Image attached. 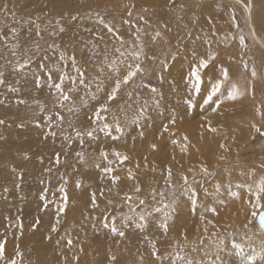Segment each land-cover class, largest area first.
Wrapping results in <instances>:
<instances>
[{
  "label": "rangeland",
  "instance_id": "1",
  "mask_svg": "<svg viewBox=\"0 0 264 264\" xmlns=\"http://www.w3.org/2000/svg\"><path fill=\"white\" fill-rule=\"evenodd\" d=\"M247 3L248 0H0V120L4 121L0 124V242L5 243L0 264L11 260L16 264H102V259H109V264H172L178 230L183 235L184 229L192 232L191 239L203 243L204 251L207 246L217 250L211 258L218 256L217 264H240L232 248L233 239L243 244L245 253L252 248L260 250L264 233L258 216L264 214V193L257 205V188L264 177V137L251 125L264 130V0H251L250 19ZM73 16L77 18L73 20ZM100 19L113 31L99 23ZM241 35L246 47L239 42ZM210 52L216 59L209 65L220 64L217 59L220 60L235 73L227 69L229 82L243 79L239 85L248 84L252 90L243 85L241 90H247L243 96L225 100L214 113L213 104L205 105L202 114L195 111L193 124L202 126L203 120L213 121L211 126L217 132L190 135L191 129L184 125L189 109L181 112L183 98L191 96L195 107L202 106L198 104L210 90V78L213 82L220 78L217 69L213 74L209 66L200 69L202 83L197 94L192 69ZM133 53H139V59ZM137 64L142 71L128 84H121L116 99L109 101L116 82ZM253 67L255 79L251 76ZM77 69L84 73L83 83ZM58 83L69 100L62 101L55 87ZM222 91L227 94L225 89ZM103 106L109 109L100 113L106 121L93 124L94 114ZM238 106L244 115L230 122ZM173 116L175 124L170 122ZM117 118L124 135L113 141L99 128L107 122L113 134L119 135L114 130ZM165 125L168 131H164ZM91 128H96L97 139L84 135L81 144L76 132L83 134ZM229 128H233L234 136L221 134ZM49 131L56 136L46 137ZM140 131L144 132L143 139ZM184 136L190 143L186 153L192 159L189 156L190 160L182 163L190 166V172L175 169V150L183 154ZM174 140L180 143L174 144ZM221 143L227 151L220 148ZM152 144L159 150L153 151ZM113 148L129 156L125 165H111L117 169L111 175L120 177L115 185L101 171L109 165L100 156L103 149L110 160H115L111 157ZM77 152L83 153L85 162L80 161ZM145 157L148 167L144 166ZM97 163L100 168L95 166ZM178 163L181 162L177 160ZM221 166L225 168L219 169ZM168 167L172 169L170 181ZM202 167L211 174L205 175ZM128 168L134 180L127 178ZM184 176L188 177V187ZM77 180L81 182L79 189ZM191 181L198 183L194 198ZM137 183L139 193L135 191ZM216 185L220 186L219 192ZM208 186L214 188L213 192ZM61 187L65 193L60 192ZM230 190L239 198L232 197ZM92 193L96 194V208L91 205ZM127 195L133 196L134 205H138V199H144L146 205L130 212L124 201ZM188 196L200 200L195 203L197 207ZM211 207L216 208V215L206 211ZM156 208L160 211L156 212ZM141 211L147 217L143 230L138 227L145 223L139 219ZM166 213L170 218L165 236L158 224ZM125 216L132 219L124 221ZM57 218V231L52 232ZM113 218L117 229L125 232L123 238L111 231ZM37 219L40 223L33 231ZM105 223L109 227H104ZM145 236L149 239L145 240ZM68 240L72 241L71 247ZM221 240L223 250L217 247ZM149 241L155 243L160 260L151 254ZM201 248H197L201 251L197 257L202 256ZM256 264L261 262L257 260Z\"/></svg>",
  "mask_w": 264,
  "mask_h": 264
},
{
  "label": "snow or ice",
  "instance_id": "2",
  "mask_svg": "<svg viewBox=\"0 0 264 264\" xmlns=\"http://www.w3.org/2000/svg\"><path fill=\"white\" fill-rule=\"evenodd\" d=\"M134 7V6H133ZM245 9L246 11L249 13V19L251 18V9H252V4H251V0H248V3L245 4ZM128 15L131 16L132 13L131 11L128 12ZM77 17L76 16H73L72 19L75 20ZM140 19H144L143 17H140ZM125 23H129V21H124ZM59 23V22H57ZM99 23L103 24L105 28L108 29L109 32H112L113 29L112 27L107 24L103 19H100L99 20ZM61 32L64 30L62 27L59 29ZM139 29H137V32L139 33ZM157 36L159 35V33L156 34ZM253 35H255V32L253 31ZM137 39H139V36H137ZM239 42L241 44V46H245V37L243 35L240 36V39H239ZM119 51V50H118ZM121 56L124 55L123 52L120 53ZM133 55L136 56L137 59H139V53H133ZM61 59H64V56L63 54L61 55ZM215 59V54L213 53H209L208 54V58L207 59H201L199 61V65L198 67H194L192 69V77L194 78L195 80V89H196V92L197 94H199L200 92V87H201V83H202V79H201V74H200V69H206L208 68L209 66V63ZM73 64L75 65V60L73 59ZM22 66V65H21ZM245 67V70H247V65L245 64L244 65ZM142 69L140 67V65H136L135 66V69L134 70H131L127 73V75L123 78V80H118L115 84V87L113 88V91L110 93L108 99L109 101L111 100H114L116 99L117 97V93L120 91V87H121V84H128L136 75L137 73L141 72ZM77 72L79 73L80 75V80H81V83H83V76H84V73L81 72L79 69H77ZM251 76L253 79H255L257 77V72H256V69L255 67H253L251 69ZM229 80H230V77H229V73H228V70L227 69H224V68H221L220 69V78L219 79H216L214 82L211 80L210 78V90L208 91L206 97L204 98L203 100V105H209V104H213L214 107H212V112H216L219 108H220V105L222 103H224L225 100H228V101H235L237 99H239L241 96H243L245 94V92L247 91L246 89L245 90H241L240 87L236 84V83H230L229 84ZM3 81L0 80V83H2ZM226 87V95H225V92L222 91V88H225ZM57 91L60 93V97L62 98V101H67L70 99V97L65 94L63 92V89L61 87V84H56L55 85ZM152 91L154 92L155 89H152ZM214 97L216 98L214 100ZM109 109L106 107V106H103L101 107L100 109H97L96 113L94 114V119H93V124H96L98 123L99 121L101 120H105L106 121V117H102L100 115L101 112H108ZM143 114V110H141L140 112V115ZM189 114H191V112L189 111ZM261 118L264 119V113H261ZM60 120H63V117H59ZM137 121H133V123H136ZM172 124H175V116L172 117L171 121H170ZM4 121L3 120H0V124H3ZM203 127V125H202ZM252 129L254 130V132L258 133L260 136L264 137V130L261 129V127H258L256 124H252L251 125ZM115 133H118L119 135H114L113 134V129H112V126L109 125L107 122L103 123L102 127L99 128V131L100 132H103L105 134L106 137H111V139L113 141H116V140H119L121 138V136L124 135V129L123 127L120 125L119 123V119L117 118L115 120ZM164 131H168V127L167 125L164 126ZM208 131L210 132H217V129L212 127L211 126V121H208ZM96 132V128H91L90 130H87L85 133H81L79 131L76 132V136L81 140V144H83V136L86 135L90 140H96L97 139V136L94 134ZM47 135H51L53 137L56 136V133L54 131H49L48 133H46V137ZM203 135V134H202ZM139 136L141 139L144 138V132L143 131H140L139 133ZM64 139H69V137H64ZM184 140L187 141V137H184ZM174 144L178 143V141H173ZM151 149L153 151H158V146L156 144H152L150 145ZM220 148L224 149L225 151H227V147L225 144L221 143L220 144ZM182 151H184L185 153L187 152V146L185 145V147L182 149ZM77 157H79L80 161L83 163L85 162V158H84V155L82 152H77L76 153ZM100 156L103 158V160L107 161L108 165L107 167L103 168L102 171L106 174H108L111 178V181L113 183V185H115L119 180H120V177L119 176H112L111 174L116 171L117 169L113 168L111 165L118 162L119 165H125V163L129 160V156L125 153H122L120 151H117L115 148L112 149V156L115 158V160H110L109 159V153L107 151H104L103 149L100 151ZM145 159V167H148V164H147V157L144 158ZM173 160H175V157H173ZM56 163L59 164L60 163V157H59V154L56 155ZM97 168H100V164L97 163L95 165ZM136 167L139 168L140 167V164L137 163L136 164ZM262 167H264V165H262ZM155 170V168H153V171ZM50 171V169H49ZM167 181H170L171 180V177H172V169L171 167H168L167 168ZM191 171V169H190ZM201 171L205 174V175H210L211 173L208 172V169L206 167H202L201 168ZM129 180H134L135 179V175L132 171L131 168H128V177H127ZM183 180H184V183L185 185H187L188 183V177L187 176H184L183 177ZM166 181V182H167ZM65 183H67V181H65ZM237 187H241V185H237ZM76 188L79 189L81 188V182L79 180H77L76 182ZM219 188L220 186L219 185H216V190L217 192H219ZM60 192L62 193H65L66 190L64 187H61L60 189ZM111 191V189H109ZM135 191L137 193H139L141 191V188L139 186V184L137 183L136 187H135ZM249 191L251 192V188L249 187ZM192 192V196L194 197L195 196V189H192L191 190ZM261 193H264V177H262L258 183V188H257V205H259V202H260V194ZM229 194L232 196V197H235V198H239V194L237 192H233V191H229ZM101 195H103V191H101ZM164 193L161 192L160 193V196H163ZM152 196L155 197L156 196V192L155 190H153L152 192ZM41 199H44L43 196H41ZM133 196L131 195H127L125 197V202L127 203L128 207H129V210L130 212L132 213H135L136 212V207L137 206H144L146 205V201L144 199H138V205H134L133 204ZM64 200L67 201V195L65 194L64 196ZM109 203H111V201H109ZM192 203L193 205H195L196 201L195 199L192 200ZM219 203L223 204L224 201L223 200H220ZM91 205L93 208H96L98 207L97 205V200H96V194L95 193H92L91 194ZM44 207L46 208L47 207V203H45ZM165 208L168 207L167 204L164 205ZM64 211V207H61L59 209V212H63ZM156 212H159L160 211V208H156L155 209ZM206 211H209L211 212L213 215H216L217 212H216V208L215 207H211V208H208L206 209ZM139 219L140 221H144L145 223L144 224H140L138 225V227H140L142 230L147 226V217L145 216L144 212L141 211L139 214ZM253 215L255 216L256 213H253ZM170 218V215L169 214H165L164 215V219L163 221L159 222L158 224V227L162 230L163 234L166 236L169 232V226H168V220ZM107 219V218H105ZM132 217L131 216H125L124 217V221H128V220H131ZM204 217L203 215H201V220H203ZM59 218H57L56 220V223L52 225L51 227V231L52 232H56L57 231V225L59 224ZM40 221L39 219L36 220L35 224L33 225L32 227V230L34 231L36 226L39 225ZM209 224L212 223L211 220L208 221ZM258 224H259V227H260V231L261 233H264V214H260L258 216ZM104 227H109V224L108 223H105L104 224ZM20 230L21 232L23 231V225L22 223L20 224ZM111 231L118 235L119 237L123 238L125 236V232L123 230H119L117 229L116 227V224H115V218L112 219V222H111ZM205 231H207V229L205 228ZM50 238V237H49ZM145 240H148L149 238L147 236L144 237ZM150 244H151V248H152V255L157 259V260H160L161 257L157 255V249H156V245L154 242L152 241H149ZM224 244V241L221 240L220 241V244L217 245V247L219 248L221 245ZM68 245L71 247L72 245V241L71 240H68ZM232 248L235 250V254L240 258V264H256L257 260H259L261 262V264H264V243L261 244L260 246V250L257 251L255 248H252L251 252L250 253H245L244 252V246L243 244L241 243H237L234 239L232 241ZM4 253H5V243L3 242H0V260H3L4 259ZM17 255H22L21 253L17 252ZM211 253L209 252H205V256L208 257L210 256ZM78 259V258H77ZM112 260H115V257H111ZM219 259V257L217 256L216 259H208L206 261L204 260H201V261H198L196 262V264H217V260ZM193 264V261L192 260H187L185 261V257L179 253H175L174 254V258L172 260V264ZM8 264H16V261L15 260H11L10 262H8Z\"/></svg>",
  "mask_w": 264,
  "mask_h": 264
},
{
  "label": "bare ground",
  "instance_id": "3",
  "mask_svg": "<svg viewBox=\"0 0 264 264\" xmlns=\"http://www.w3.org/2000/svg\"><path fill=\"white\" fill-rule=\"evenodd\" d=\"M216 59V58H215ZM217 61L218 62H220V64H210L209 65V72L210 73H215L216 72V70L215 69H217L218 71H220V69L221 68H224V69H231L229 66H227L225 63H222L220 60H218L217 59ZM231 71H232V69H231ZM233 72V71H232ZM234 73V72H233ZM235 74V73H234ZM243 79H241V81H240V79L239 80H233V81H230L229 82V84L230 83H236L239 87H240V89H244L243 88V85L245 86V88H251V87H249L248 86V84H241V85H239L240 83H242L243 81H242ZM226 87L227 86H225V88H222V89H225L226 90ZM251 90H252V88H251ZM189 97V96H188ZM184 100V103L183 102H181V103H183L182 104V107H181V109H184V111H181V112H185V110H188L189 109V111L191 112V114H189V111H186L187 112V114H188V117H187V120L185 121V123H184V125H185V127H187V128H190L191 130H190V135L191 134H193V133H195V132H197L196 134L197 135H206L207 134V132H208V130H207V127H208V121H204L203 120V122L201 123V124H203V127L202 126H200V123L199 124H193L191 121L193 120V119H195L196 117H197V113L195 114V111H199V112H201V114L202 113H204V111H205V109H206V107H205V105L203 106V103H200V104H198V105H202V106H198V108L197 107H195L194 105H195V103L193 104L192 102H193V97H191L190 96V98L188 99V98H183ZM245 104V103H244ZM210 105V104H209ZM239 107V109L237 108V111H235L234 113H233V117L232 116H230V122H235L236 120H235V117H237L238 115H244V113H243V111L241 110V108H240V106H238ZM214 113V112H213ZM224 113V112H223ZM230 113V112H229ZM246 117V116H245ZM226 118V117H225ZM244 118V117H243ZM216 119V118H215ZM245 119V118H244ZM219 120V119H218ZM228 120V119H227ZM243 120V119H242ZM194 121V120H193ZM199 121V120H198ZM211 122H213V121H211ZM239 124H241V122L240 121H237ZM220 124V123H219ZM212 134V133H211ZM221 134L222 135H229V136H231V134L233 135V128H229V129H224V130H222V132H221ZM215 135H217V136H219L218 134H215ZM214 135V136H215ZM234 136V135H233ZM184 137H186V136H184ZM184 137H183V139H184ZM241 137V136H240ZM216 139H217V137H216ZM225 139V138H224ZM209 140V139H208ZM236 140V139H235ZM177 141V140H176ZM220 142H224L223 140H219ZM185 142H186V146H189V141L187 140V141H185V140H183L182 141V143L183 144H185ZM219 142V143H220ZM238 142V141H237ZM178 143H180L179 141H178ZM209 144V143H208ZM214 146V145H213ZM220 146V145H219ZM246 146V145H245ZM120 147V146H119ZM182 147H184V146H182ZM229 147V146H228ZM219 149V148H218ZM147 150V149H146ZM215 150H217V149H215ZM219 151V150H218ZM215 152V151H214ZM223 152V151H222ZM176 153H178V150H175V157L177 158L176 160H175V169L176 168H179L180 170H186V171H189V168H190V166H185L183 163H182V161H188V159L191 157L190 155H188L187 153H185L184 151H183V154H182V152L181 151H179V154H176ZM148 154V153H147ZM217 154V153H216ZM215 154V155H216ZM220 155V154H219ZM190 156V157H189ZM111 157H113L112 155H111ZM216 158V157H215ZM191 159H192V157H191ZM177 160H179L181 163H178V164H176V161ZM190 160V159H189ZM219 160V159H218ZM192 161V160H191ZM186 163V162H185ZM189 164H191V163H189ZM222 164V163H221ZM113 166H114V164H113ZM127 166V165H126ZM115 167V166H114ZM221 168H225L224 166H221L219 169H221ZM102 171V170H101ZM190 172V171H189ZM65 173V172H64ZM189 174V173H188ZM114 175V174H113ZM122 178V177H121ZM142 179V178H141ZM198 179V178H197ZM199 180H201V179H199ZM143 181V180H142ZM201 183L203 182V180L202 181H200ZM198 183H196V185H197ZM194 183H192V181L191 182H189V187H191V189H195L196 186ZM123 186V185H122ZM145 186V185H144ZM106 187V186H105ZM186 187H188V185L186 186ZM200 187V186H199ZM203 187V186H202ZM178 188H180V187H178ZM201 188V187H200ZM208 190L209 191H212L213 192V190H214V188L213 187H211V186H208ZM224 189H225V187H224ZM227 189V188H226ZM178 190V189H177ZM201 190V189H200ZM223 190V189H222ZM117 191V190H116ZM196 191V190H195ZM209 191H208V193H209ZM211 192V193H212ZM177 193V192H176ZM190 193L192 194V192L190 191ZM190 194V195H191ZM205 194V193H204ZM179 195V194H178ZM189 195V196H190ZM99 196V195H98ZM188 196V197H189ZM198 196V195H197ZM211 196V195H210ZM198 197H200V196H198ZM213 197H215V196H212V199H213ZM120 198V197H119ZM194 198V197H193ZM193 198H188V200H193ZM187 199V198H186ZM196 200H197V197H196ZM125 201V200H124ZM187 201V200H186ZM197 201H200L199 199L197 200ZM196 201V202H197ZM211 201V200H210ZM120 202V201H119ZM215 202H216V200H215ZM201 203V202H200ZM205 204V203H204ZM182 205H183V203H182ZM190 205H192V204H190ZM200 205V204H199ZM202 205V204H201ZM185 206V205H184ZM187 206V205H186ZM186 206H185V208H186ZM196 206V205H195ZM189 207V206H188ZM197 207V206H196ZM201 207V206H200ZM184 208V209H185ZM195 208V207H194ZM191 210V209H190ZM196 211V210H195ZM231 214V213H230ZM198 217V216H197ZM31 219V218H30ZM201 223H204V222H202L201 221ZM205 225V224H204ZM185 233L183 234V235H181V234H179V230H178V241H177V244H178V246H175V253H179V254H181V255H183L184 257H185V261H187V260H192L193 261V264H196V262H198V261H201V260H204V261H206V260H208V259H211V258H213V255L214 254H216V253H218V252H216L217 250H215V249H213V248H211V247H209V246H207V248H206V250L204 251L201 247H202V245H203V243H201V242H198V241H195V240H193V239H191V237L189 236L190 234H192V232L191 231H189V232H187L186 231V229H184L183 230ZM181 233V232H180ZM209 236V235H208ZM206 237V236H205ZM229 238V237H228ZM218 244H220V241H219V243ZM197 245H198V247H200L201 249H202V256H200V257H197V256H199L201 253V251H200V249L199 250H197ZM151 246V245H150ZM161 246V245H160ZM204 248V247H203ZM219 248H221V250H223V249H225V245L223 246V245H221ZM151 249V248H150ZM256 250H257V248H256ZM183 251V252H182ZM205 252H209V253H211V255L210 256H208L207 257V259H205L204 258V254H205ZM174 258V257H173ZM105 261V262H104ZM106 261H107V263H106ZM109 264L110 263V261H109V259H107V260H105V259H102V264ZM178 264H179V262H178Z\"/></svg>",
  "mask_w": 264,
  "mask_h": 264
}]
</instances>
